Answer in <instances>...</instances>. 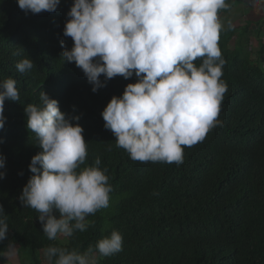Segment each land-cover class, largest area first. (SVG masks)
Returning <instances> with one entry per match:
<instances>
[{
	"label": "trees",
	"instance_id": "1",
	"mask_svg": "<svg viewBox=\"0 0 264 264\" xmlns=\"http://www.w3.org/2000/svg\"><path fill=\"white\" fill-rule=\"evenodd\" d=\"M245 1L226 0L229 7L218 12L225 23L218 42L226 61L221 79L227 91L217 117L222 124L184 146L177 164L133 160L105 129L102 111L137 78L116 76L93 93L83 71L63 60L61 41L68 50L74 43L63 35L74 0H61L52 13L27 15L17 0H0V82L15 79L20 94L19 101L5 100L0 129V154L6 157L0 205L9 226L0 241V264L10 242L16 252H27L28 264H49L47 247L83 252L114 230L123 236L122 251L99 257L98 264H264V46L258 41L253 54L249 45L259 28L251 29V22L235 27L226 17ZM28 57L33 69L20 73L16 64ZM40 91L68 116H80L88 152L80 167L99 157L113 189L109 206L86 217L93 222L86 231L51 241L39 213L19 200L33 175L31 159L42 151L25 115L28 104L40 103Z\"/></svg>",
	"mask_w": 264,
	"mask_h": 264
},
{
	"label": "clouds",
	"instance_id": "2",
	"mask_svg": "<svg viewBox=\"0 0 264 264\" xmlns=\"http://www.w3.org/2000/svg\"><path fill=\"white\" fill-rule=\"evenodd\" d=\"M60 2L17 0L26 15L55 12ZM256 3L264 5V0ZM228 7L226 0H74L63 30L74 43L68 50L61 41L63 60L83 71L93 93L116 76L137 78L101 113L117 147L133 160L180 164L184 146L222 124L217 117L227 84L221 79L226 61L218 46L223 30L218 12ZM198 58H203L199 65L194 63ZM33 67L29 57L16 64L20 73ZM16 85L12 78L0 82V129L6 122L5 100L20 99ZM39 99L38 105L25 107V115L42 151L31 159L33 175L19 200L39 213L51 241L86 231L93 223L86 217L109 206L113 189L99 157L93 166L80 167L88 155L80 116L62 112L44 91ZM5 166L6 157L0 154V169ZM5 176L0 171V179ZM6 220L0 205V241L7 238ZM122 245V234L114 230L83 252L49 246L44 255L49 264H98L99 257L122 251ZM15 251L10 242L4 255Z\"/></svg>",
	"mask_w": 264,
	"mask_h": 264
},
{
	"label": "rangeland",
	"instance_id": "3",
	"mask_svg": "<svg viewBox=\"0 0 264 264\" xmlns=\"http://www.w3.org/2000/svg\"><path fill=\"white\" fill-rule=\"evenodd\" d=\"M246 1L248 2V0H246ZM246 1L245 2L236 3L235 4L236 9H233L231 11V12H233V14L236 17L235 19H231V21H233L232 24L235 27H239V26L245 25V23L247 22V19L251 20V18H252L253 20H251V22H255V21L259 20L258 19L259 17L264 16L263 13H261L260 15H255L257 10L255 11V8L251 9V7H254V5H255L254 2H251V3L247 4ZM239 4L241 5V7H242L241 9L242 10L238 9L239 8ZM245 9H248L249 13H247ZM228 16H226V17H228ZM238 18H240V19H238ZM241 20H245V21H241ZM248 22H250V21L248 20ZM222 24L225 25L224 22ZM254 37L251 38V43L249 45V47L252 48L251 51H252L253 54H254L253 47H258V45H257L258 41H260L263 44V46H264V38H262V40H258L257 41V38H254ZM253 56H255V55H253ZM58 237H59V239H65V237H63V236H58ZM4 257L5 258H2V259L5 260V264H28V262L30 261V258L28 256L27 252L26 251H21V250L19 252H15V255H13V256H4Z\"/></svg>",
	"mask_w": 264,
	"mask_h": 264
},
{
	"label": "crops",
	"instance_id": "4",
	"mask_svg": "<svg viewBox=\"0 0 264 264\" xmlns=\"http://www.w3.org/2000/svg\"><path fill=\"white\" fill-rule=\"evenodd\" d=\"M251 2H254V7H251V9H253V8H255V11H256V13H255V15H260L261 13H263L264 14V5H262V4H258V3H256V0H248V2L246 1V3L248 4V3H251ZM242 7H241V5L239 4V8L238 9H241ZM233 9H236V6H234V8ZM242 10V9H241ZM246 10V12L247 13H249V11H248V9H245ZM244 10V11H245ZM240 14V13H239ZM228 18L230 19V21H231V19H235L236 17H235V15L233 14V12H231L230 14H229V16H228ZM241 18V17H240ZM240 18H238V19H240ZM259 20H257V21H255V22H251V20H253L252 18H251V20L250 19H247V22H248V20L251 22V26L252 27H250L251 29L252 28H254L253 26L254 25H256V27L257 28H259V32H257V34H256V38L258 37V36H260V37H258V38H261V40H262V38H264V16H261V17H259L258 18ZM241 21H245V20H241ZM233 21H231V23H232ZM246 22V23H247ZM259 22H262V24H260L259 26H258V24H259ZM245 23V24H246ZM239 27H242V26H239ZM258 38H257V41H258ZM258 45V44H257ZM253 51L254 52H256V51H258V47H253ZM16 252V251H15Z\"/></svg>",
	"mask_w": 264,
	"mask_h": 264
}]
</instances>
